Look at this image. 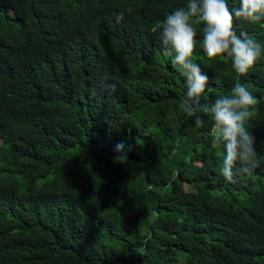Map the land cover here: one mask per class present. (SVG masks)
Wrapping results in <instances>:
<instances>
[{
  "label": "trees",
  "instance_id": "1",
  "mask_svg": "<svg viewBox=\"0 0 264 264\" xmlns=\"http://www.w3.org/2000/svg\"><path fill=\"white\" fill-rule=\"evenodd\" d=\"M186 4L0 0V264H264V19L234 23L262 49L242 77L193 21L202 103L237 81L257 101L258 166L233 183L161 45Z\"/></svg>",
  "mask_w": 264,
  "mask_h": 264
},
{
  "label": "clouds",
  "instance_id": "2",
  "mask_svg": "<svg viewBox=\"0 0 264 264\" xmlns=\"http://www.w3.org/2000/svg\"><path fill=\"white\" fill-rule=\"evenodd\" d=\"M122 19L118 17V20ZM264 19V0H238L229 7L228 0H187L185 7L166 16L159 37L164 54L173 56L172 64L185 77V97L180 107L197 127L204 124L201 114L212 122V147L223 149L221 175L235 182L241 173H250L257 166L255 137L246 126L256 97L240 82L209 105L202 97L213 91L208 76L192 60L197 35L193 21L203 25V50L209 59L226 54L238 76H244L261 56V45L247 32L236 34L234 23H256ZM122 145H117L121 150Z\"/></svg>",
  "mask_w": 264,
  "mask_h": 264
}]
</instances>
